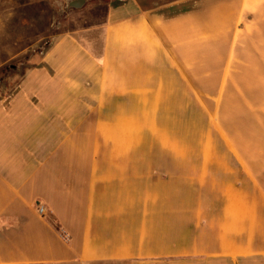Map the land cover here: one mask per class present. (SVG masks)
Segmentation results:
<instances>
[{
  "label": "crops",
  "instance_id": "0c3cea01",
  "mask_svg": "<svg viewBox=\"0 0 264 264\" xmlns=\"http://www.w3.org/2000/svg\"><path fill=\"white\" fill-rule=\"evenodd\" d=\"M0 264H264V0H126L0 91Z\"/></svg>",
  "mask_w": 264,
  "mask_h": 264
},
{
  "label": "rangeland",
  "instance_id": "374dc122",
  "mask_svg": "<svg viewBox=\"0 0 264 264\" xmlns=\"http://www.w3.org/2000/svg\"><path fill=\"white\" fill-rule=\"evenodd\" d=\"M70 1L0 0L1 92L14 89L61 35L101 27L109 8L126 0H85L80 9L70 8Z\"/></svg>",
  "mask_w": 264,
  "mask_h": 264
},
{
  "label": "water",
  "instance_id": "95a60500",
  "mask_svg": "<svg viewBox=\"0 0 264 264\" xmlns=\"http://www.w3.org/2000/svg\"><path fill=\"white\" fill-rule=\"evenodd\" d=\"M85 0H72L69 2L68 6L70 8L80 9L84 6Z\"/></svg>",
  "mask_w": 264,
  "mask_h": 264
},
{
  "label": "built area",
  "instance_id": "2783aa9c",
  "mask_svg": "<svg viewBox=\"0 0 264 264\" xmlns=\"http://www.w3.org/2000/svg\"><path fill=\"white\" fill-rule=\"evenodd\" d=\"M37 213L40 215V216H44L46 214V210L43 206H37Z\"/></svg>",
  "mask_w": 264,
  "mask_h": 264
}]
</instances>
